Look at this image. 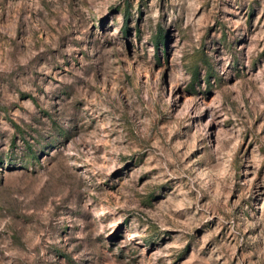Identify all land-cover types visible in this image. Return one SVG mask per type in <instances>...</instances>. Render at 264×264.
Here are the masks:
<instances>
[{
    "label": "rangeland",
    "instance_id": "obj_1",
    "mask_svg": "<svg viewBox=\"0 0 264 264\" xmlns=\"http://www.w3.org/2000/svg\"><path fill=\"white\" fill-rule=\"evenodd\" d=\"M0 264H264V0H0Z\"/></svg>",
    "mask_w": 264,
    "mask_h": 264
}]
</instances>
